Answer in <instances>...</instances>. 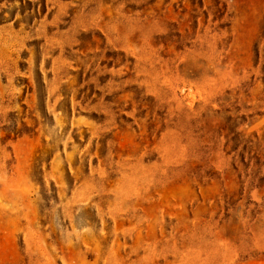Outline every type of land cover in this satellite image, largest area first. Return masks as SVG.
Returning a JSON list of instances; mask_svg holds the SVG:
<instances>
[{
	"label": "rangeland",
	"instance_id": "rangeland-1",
	"mask_svg": "<svg viewBox=\"0 0 264 264\" xmlns=\"http://www.w3.org/2000/svg\"><path fill=\"white\" fill-rule=\"evenodd\" d=\"M0 264H264V0H0Z\"/></svg>",
	"mask_w": 264,
	"mask_h": 264
}]
</instances>
